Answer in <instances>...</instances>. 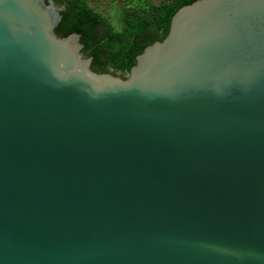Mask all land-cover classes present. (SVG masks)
<instances>
[{"label":"water","instance_id":"water-1","mask_svg":"<svg viewBox=\"0 0 264 264\" xmlns=\"http://www.w3.org/2000/svg\"><path fill=\"white\" fill-rule=\"evenodd\" d=\"M0 0V264H264V0H196L127 77Z\"/></svg>","mask_w":264,"mask_h":264},{"label":"trees","instance_id":"trees-1","mask_svg":"<svg viewBox=\"0 0 264 264\" xmlns=\"http://www.w3.org/2000/svg\"><path fill=\"white\" fill-rule=\"evenodd\" d=\"M89 1L54 0L62 14L56 33L59 36L80 33L84 43L82 54L93 57L95 71L113 69L130 73L138 54L168 35L173 15L196 0H144L143 4H125L121 9L122 30L108 24L105 15L94 9Z\"/></svg>","mask_w":264,"mask_h":264},{"label":"rangeland","instance_id":"rangeland-1","mask_svg":"<svg viewBox=\"0 0 264 264\" xmlns=\"http://www.w3.org/2000/svg\"><path fill=\"white\" fill-rule=\"evenodd\" d=\"M89 3L94 9L105 15L108 24L113 25L117 30H122L124 27L122 7L129 3L143 4L144 0H117L116 3L114 0H90ZM110 71L122 77H127L129 74L121 71L116 72L113 69Z\"/></svg>","mask_w":264,"mask_h":264}]
</instances>
